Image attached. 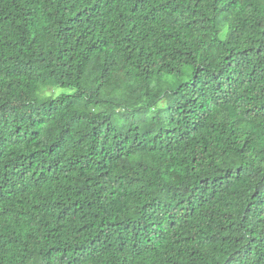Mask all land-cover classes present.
I'll return each instance as SVG.
<instances>
[{
  "label": "trees",
  "instance_id": "trees-1",
  "mask_svg": "<svg viewBox=\"0 0 264 264\" xmlns=\"http://www.w3.org/2000/svg\"><path fill=\"white\" fill-rule=\"evenodd\" d=\"M0 264H264V0H0Z\"/></svg>",
  "mask_w": 264,
  "mask_h": 264
}]
</instances>
